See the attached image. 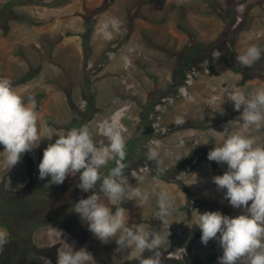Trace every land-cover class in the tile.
Masks as SVG:
<instances>
[{
	"label": "rangeland",
	"instance_id": "obj_1",
	"mask_svg": "<svg viewBox=\"0 0 264 264\" xmlns=\"http://www.w3.org/2000/svg\"><path fill=\"white\" fill-rule=\"evenodd\" d=\"M252 44L264 49V0H0V78H8L17 93L35 96L42 131L87 124L99 142L97 130L115 120L127 141L141 135L151 106L155 135L149 146L164 159L169 179L159 184L174 198L173 214L167 224L154 219V198L142 207L135 201L121 206L129 226L169 235L161 248L164 264H218L222 249L217 240L201 242L196 213L245 214L212 182L214 165L224 173L227 164L209 161L207 154L221 142L211 129L223 132L242 112L229 98L264 88V54L252 67L236 62ZM178 115L186 121L181 126L174 123ZM198 122L207 128H196ZM234 131L264 144V129L237 125ZM57 138H44L26 152L32 167L25 155L12 168L0 162V208L19 223L8 228L0 215V230L9 234L0 264H57L58 249L67 244L85 248L95 264H138L117 252L114 240L102 244L91 233L92 240L80 243L59 218L76 197L70 189L79 174L65 179L61 194L57 187L50 195L37 192L44 183L38 179L43 151ZM154 171L151 162L133 174L151 180Z\"/></svg>",
	"mask_w": 264,
	"mask_h": 264
},
{
	"label": "clouds",
	"instance_id": "obj_2",
	"mask_svg": "<svg viewBox=\"0 0 264 264\" xmlns=\"http://www.w3.org/2000/svg\"><path fill=\"white\" fill-rule=\"evenodd\" d=\"M262 54L264 49L252 44L236 56V62L243 67H252ZM229 99L234 102V110L242 109V112L238 120L228 122L223 132L211 129V133L220 134L221 142L208 152L207 159L227 164V171L212 177V182L217 190L226 189L224 199L233 208H242L245 214L229 217L219 211H205L196 213L195 225L201 230L204 245L217 240L222 249L218 264H264V144L258 142L256 135L234 131L237 125L256 132L264 129V88L250 96L237 93ZM36 108L33 94H19L8 78H0V145L4 149L0 152V162L12 168L24 153L39 147L42 139L51 141L53 136L58 137L43 151L38 179L50 177L45 185L50 187L63 184L68 176L79 174L77 187L85 193L91 190L92 194L79 199L72 211L87 224L93 236L102 244L114 240L116 251L127 252L125 259L129 261L164 264L161 248L169 243V235L144 224L129 226L127 210L121 206L135 201L142 207L154 198V219L168 223L174 210V198L159 184L166 167L158 148L149 146L145 152V158L155 164V175L149 180L145 175L131 174L136 181L133 186L126 175L127 142L117 121L103 123L97 130L103 139L97 142L94 130L87 124L67 131L54 127L42 131ZM217 111L223 115L221 108ZM174 123L181 126L186 121L178 115ZM109 162H114V166L107 174H102L101 169ZM112 206H115L114 212ZM8 242L9 234L0 230V253ZM146 252L150 254L147 257ZM46 264L51 261L46 259ZM57 264H95V260L85 248L74 250L67 244V250L58 249Z\"/></svg>",
	"mask_w": 264,
	"mask_h": 264
},
{
	"label": "trees",
	"instance_id": "obj_3",
	"mask_svg": "<svg viewBox=\"0 0 264 264\" xmlns=\"http://www.w3.org/2000/svg\"><path fill=\"white\" fill-rule=\"evenodd\" d=\"M203 46L205 48H211L210 45H204ZM85 48L89 49V41L85 40ZM179 75H181V73H179ZM178 75V76H179ZM176 76V77H178ZM177 80V78H176ZM146 122L145 125L143 126V130L141 132L140 136H134L131 137L130 139H128L127 142V152H128V156L126 159V163L128 164V169L126 170V175H128L129 181H131L133 179V177L131 176V174H133L135 171L138 172L140 170V167L144 164H148L151 163L150 161H148L145 158V152L147 151L150 142L152 141L155 133H154V128L152 125V121L150 119V113H151V106H148L146 109ZM196 128H207V126L203 125L202 122L201 123H197L195 125ZM23 155H25L27 163L30 167L33 166V161L32 158L29 155H26V153H24ZM114 166V162H109V164L107 165V167L101 169L102 174H107V172L109 171V169L111 167ZM177 170V169H174ZM214 171L217 175H223L224 173L218 168V166L216 167L214 165ZM172 172V171H171ZM169 172V173H171ZM153 175H155V171L153 173ZM50 178H46L44 180L43 186L41 190H38V193H41L43 195H50V189L52 190V192L54 193V190L58 189V192L61 194L62 193V184L60 186L57 185H51L50 187H46L44 185L47 184L48 180ZM160 179L163 180H168L169 179V175L164 174L162 177H160ZM73 183L75 184L74 189H70V193H73L76 196L75 199L70 202L67 203L65 205V209L62 212L61 215H59V218L61 219H66V221L69 223V227L70 229L68 230L75 238H77L80 243L84 242V239H89L92 240L93 236L91 234V232L88 230L86 223L82 222L80 217L74 213L72 211V206L78 202L79 199L81 198H87L89 195L92 194V191L90 190L89 192L85 193L83 191H81L78 187L77 184L79 183V179L77 181H73ZM41 191V192H40ZM58 194V195H60Z\"/></svg>",
	"mask_w": 264,
	"mask_h": 264
},
{
	"label": "flooded vegetation",
	"instance_id": "obj_4",
	"mask_svg": "<svg viewBox=\"0 0 264 264\" xmlns=\"http://www.w3.org/2000/svg\"><path fill=\"white\" fill-rule=\"evenodd\" d=\"M0 210L2 211L0 213L1 217H4L5 219V224H7L9 227L8 228H13L15 226H19V223H18V220L16 218V214L15 215H11L12 213L7 211V212H4V209H1Z\"/></svg>",
	"mask_w": 264,
	"mask_h": 264
},
{
	"label": "bare ground",
	"instance_id": "obj_5",
	"mask_svg": "<svg viewBox=\"0 0 264 264\" xmlns=\"http://www.w3.org/2000/svg\"><path fill=\"white\" fill-rule=\"evenodd\" d=\"M125 112V111H124ZM119 115H121V114H119ZM119 121H120V119H119ZM163 134V133H162ZM136 204V203H135ZM133 205V204H132ZM137 205V204H136Z\"/></svg>",
	"mask_w": 264,
	"mask_h": 264
},
{
	"label": "water",
	"instance_id": "obj_6",
	"mask_svg": "<svg viewBox=\"0 0 264 264\" xmlns=\"http://www.w3.org/2000/svg\"><path fill=\"white\" fill-rule=\"evenodd\" d=\"M0 204H1V202H0ZM11 215H14V214L12 213Z\"/></svg>",
	"mask_w": 264,
	"mask_h": 264
},
{
	"label": "crops",
	"instance_id": "obj_7",
	"mask_svg": "<svg viewBox=\"0 0 264 264\" xmlns=\"http://www.w3.org/2000/svg\"><path fill=\"white\" fill-rule=\"evenodd\" d=\"M0 150H2V148ZM23 169H24V167H23Z\"/></svg>",
	"mask_w": 264,
	"mask_h": 264
}]
</instances>
